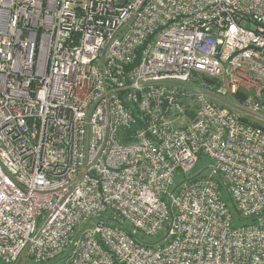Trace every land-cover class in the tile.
<instances>
[{
	"label": "built area",
	"instance_id": "obj_1",
	"mask_svg": "<svg viewBox=\"0 0 264 264\" xmlns=\"http://www.w3.org/2000/svg\"><path fill=\"white\" fill-rule=\"evenodd\" d=\"M27 261L264 264V0H0V264Z\"/></svg>",
	"mask_w": 264,
	"mask_h": 264
},
{
	"label": "rangeland",
	"instance_id": "obj_2",
	"mask_svg": "<svg viewBox=\"0 0 264 264\" xmlns=\"http://www.w3.org/2000/svg\"><path fill=\"white\" fill-rule=\"evenodd\" d=\"M200 84H201V80L191 81L190 83H188V84L186 85V89H188V88L190 89V88H191V90H189L190 92H196V89H195V88H197V89H198V88H201V87H200ZM187 87H188V88H187ZM192 89H193V91H192ZM187 108H188V110H189L190 115H192V113H194L195 106L190 107L189 104H188V105H187ZM242 114L246 116V113L243 112V111H242ZM205 160L208 161V162L211 161V159H210L209 157L204 156V159L202 160V165H201L200 167H198V169L193 170V171L189 174V176H190V175H191V176L197 175V174L199 173V171L203 170V166L206 164ZM181 178H183V174H182V173H180V174L177 175V178H176L177 183L179 182V180H180ZM225 197H226V198L228 197L226 191H225ZM245 222H248V220H245V219H238V220H236V224H238V223H245ZM126 226L128 227V225H126ZM149 239H150V238H147V240H149ZM151 240H153V239H151ZM1 264H5V263H1ZM26 264H50V263H45V262H41V263H40V262L27 261Z\"/></svg>",
	"mask_w": 264,
	"mask_h": 264
},
{
	"label": "trees",
	"instance_id": "obj_3",
	"mask_svg": "<svg viewBox=\"0 0 264 264\" xmlns=\"http://www.w3.org/2000/svg\"><path fill=\"white\" fill-rule=\"evenodd\" d=\"M202 160H203L202 158L199 159V161H198L196 167L194 168V170L198 169V167H200V166L202 165ZM205 162H206V160H205ZM226 199L229 201V205H230L231 209L234 211L235 219H236V220L241 219L240 212L237 210L235 204H234L233 202H231V200H230L229 197H227ZM111 216H112L111 218H112L113 220L121 222L120 219H119L118 217L114 216L112 213H111ZM124 225H125V224H124ZM125 226H126V225H125ZM126 227H127V226H126ZM127 229L130 230V226H128Z\"/></svg>",
	"mask_w": 264,
	"mask_h": 264
}]
</instances>
